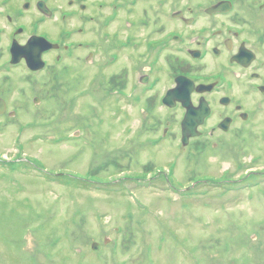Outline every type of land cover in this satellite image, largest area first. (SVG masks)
I'll return each mask as SVG.
<instances>
[{"label": "rangeland", "instance_id": "1", "mask_svg": "<svg viewBox=\"0 0 264 264\" xmlns=\"http://www.w3.org/2000/svg\"><path fill=\"white\" fill-rule=\"evenodd\" d=\"M121 1L111 30L102 27L98 36L99 20L85 22L80 15L47 19L42 25L52 39L77 25V42H97L99 54L92 66L77 56L35 80L12 85L24 91L10 99L20 113L8 117L0 131V264H264L263 202H249L246 190L244 202L235 194L221 207L218 197L237 191L238 186H226L228 180L239 181L261 149L252 137L239 147L234 141L238 135L217 151L206 145L182 149L178 125L167 140L153 143L176 113L154 109L152 98L129 104V47H118L112 64L114 42H128L131 20L137 25L130 31L140 35L145 31L141 20L158 27L162 10L178 6L145 0L132 6L135 14L129 15V0ZM47 2L59 7L57 14L60 7L69 8L67 0ZM109 3L100 9L105 14L113 9ZM106 29L118 31L121 39L112 40L103 33ZM77 52L91 54L87 48ZM98 64L103 78L97 76ZM28 68L21 64L17 78ZM6 80L1 77L0 86ZM84 89L91 90L89 96H83ZM31 120L27 136L40 134L45 141L29 145L26 134L24 143L15 140L19 124ZM249 179L244 186L253 184ZM214 182L223 184L216 187ZM94 242L101 245L98 252Z\"/></svg>", "mask_w": 264, "mask_h": 264}, {"label": "flooded vegetation", "instance_id": "2", "mask_svg": "<svg viewBox=\"0 0 264 264\" xmlns=\"http://www.w3.org/2000/svg\"><path fill=\"white\" fill-rule=\"evenodd\" d=\"M82 1L90 3L91 7ZM82 1H75L69 12L77 15L80 12L90 13L95 0ZM142 1L145 0L139 2ZM157 1L159 5L168 1L178 7L170 10L164 8L162 15L158 16V27L151 25L150 21L141 20L145 31L140 35L130 31L137 21L129 22L131 106L134 102L139 104L152 98L154 109L161 108L165 115L176 113V119L167 121L163 132L153 139V143L158 145L167 140L172 134L171 128L178 125L177 142L183 145V121L188 108L175 99L174 107L167 106L164 97L176 86L177 79L185 76L186 83L183 85L186 91L191 88L189 83L194 82L191 92L194 113L188 118L189 127H186L194 134L188 136L187 145L182 149L191 147L196 151L195 146L206 145L212 151H217L235 135H238L234 141L239 142V147L248 142V137H252L257 150L261 149L262 152L252 156L253 161L246 170L251 172L252 178L263 175L264 164L258 165L264 160V0H206L209 1L206 5V2L195 0H185L184 5L182 0ZM20 2L0 0V15L4 17L0 29L5 31L0 35V76L2 73L8 76V80L0 86L3 94L12 92L16 95L24 91L21 85L12 89L14 80L36 79L37 71L30 68L17 78L18 67L27 64L24 58L17 67L8 72L5 69L7 64L12 63L14 42L26 43L32 35L38 34V26L47 21L37 8L38 0H23L21 5ZM219 2L222 3L221 8L210 12L209 8ZM165 24L172 27L166 29ZM95 34L98 36L100 32ZM111 36L112 40L117 39L115 34L108 37ZM117 43L115 41L114 45ZM97 46L90 55L99 54ZM140 47L141 51L133 52V48ZM50 53L43 55L48 57ZM200 85L204 86L203 90L197 89ZM3 94L0 93V98L7 99ZM7 110L8 114H14L8 106ZM205 110H208V115L201 119L199 116ZM194 124L195 127L191 128ZM242 176L241 181L251 180Z\"/></svg>", "mask_w": 264, "mask_h": 264}]
</instances>
